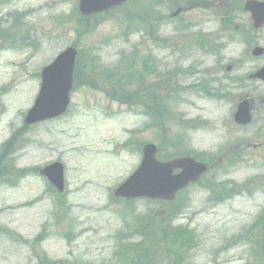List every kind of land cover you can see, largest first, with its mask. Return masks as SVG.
<instances>
[{"label": "rangeland", "instance_id": "rangeland-1", "mask_svg": "<svg viewBox=\"0 0 264 264\" xmlns=\"http://www.w3.org/2000/svg\"><path fill=\"white\" fill-rule=\"evenodd\" d=\"M245 1L233 0L232 7V0H138L80 26L78 0H0L1 160L2 146L15 136L9 160H0V264H37L38 256L59 264H122L119 244L141 241L152 220L167 227L170 237L185 227L181 259L183 244L163 246L175 264H248L250 226L264 211V83L245 77L264 64V57L250 56L254 46H264V28H251ZM188 3L192 10L180 22L162 23L156 43L140 25L130 26L155 13L170 15L169 4ZM223 20L237 31L225 28ZM4 30L10 33L6 44ZM72 44L80 49L81 64L94 70L76 75L65 116L26 125L42 68ZM135 47L144 56L153 54L157 67L148 65L150 76L132 66L131 73L128 58ZM174 64L187 69L175 80L191 88L170 83ZM227 65L232 71H225ZM99 69L119 71L127 90L108 79L98 82ZM235 77L242 82L233 83ZM244 95L255 97L253 121L240 127L233 113ZM144 101L153 111H145ZM146 142L159 145L163 154L201 158L209 171L200 185L168 205L116 199L114 188L136 168L137 147ZM54 161L65 165L63 193L39 173ZM257 226L264 230V217Z\"/></svg>", "mask_w": 264, "mask_h": 264}, {"label": "water", "instance_id": "water-1", "mask_svg": "<svg viewBox=\"0 0 264 264\" xmlns=\"http://www.w3.org/2000/svg\"><path fill=\"white\" fill-rule=\"evenodd\" d=\"M126 0H81L80 11L91 14ZM246 9L252 12L255 26L264 24V4L248 1ZM262 49L257 48L256 54ZM76 50L67 48L42 72V85L34 106L29 110L25 121L28 124L51 119L63 114L69 104V91L72 88ZM264 80V68L256 75ZM250 120L248 102L240 104L236 121L247 123ZM140 167L115 190V196L136 198L146 196L159 199H173L176 192L190 182H195L206 172L207 166L190 157L161 163L156 160L157 148L148 144L143 149ZM181 171L174 174L175 169ZM41 173L59 190L64 188V170L59 162L45 167Z\"/></svg>", "mask_w": 264, "mask_h": 264}, {"label": "trees", "instance_id": "trees-1", "mask_svg": "<svg viewBox=\"0 0 264 264\" xmlns=\"http://www.w3.org/2000/svg\"><path fill=\"white\" fill-rule=\"evenodd\" d=\"M149 249L150 248H147V247L146 248L145 247H142V249L141 248L137 249L138 255L134 259V261L136 262V264H154L152 262L154 259L151 260V262L148 261Z\"/></svg>", "mask_w": 264, "mask_h": 264}]
</instances>
